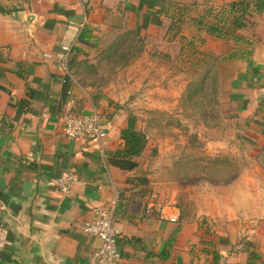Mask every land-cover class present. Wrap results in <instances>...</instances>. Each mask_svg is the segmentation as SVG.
Instances as JSON below:
<instances>
[{
    "label": "crops",
    "instance_id": "obj_1",
    "mask_svg": "<svg viewBox=\"0 0 264 264\" xmlns=\"http://www.w3.org/2000/svg\"><path fill=\"white\" fill-rule=\"evenodd\" d=\"M241 1L252 2L246 27L228 47L194 21L203 6ZM255 1L0 0V218L10 241L0 264H97L101 241L85 224L116 195L123 264H264V191L251 186L256 175L264 186V10ZM190 33L215 45L214 53L227 52L226 91L235 110L228 137H213L204 154L247 161L239 172H219L228 180L212 186L179 180L178 170L181 177L187 170L173 152L163 183L147 150L132 159L134 168L116 157L122 131L141 128L140 114L174 105L166 92L164 103L142 109L136 78L156 71L141 74V66L176 60L178 45L186 61L180 42ZM127 34L142 37L141 51L129 56L127 47V59L116 58ZM95 110L108 131L101 146L65 135L67 117ZM200 170L191 176L203 177ZM67 171L79 182L63 194L50 182Z\"/></svg>",
    "mask_w": 264,
    "mask_h": 264
},
{
    "label": "rangeland",
    "instance_id": "obj_2",
    "mask_svg": "<svg viewBox=\"0 0 264 264\" xmlns=\"http://www.w3.org/2000/svg\"><path fill=\"white\" fill-rule=\"evenodd\" d=\"M222 7L224 6L218 8ZM210 8L212 7L203 6L197 13L198 16H202L194 19L196 25L203 17L204 22H209V19L211 21L210 15L208 16L210 18L205 17ZM196 12L192 9L189 15L196 17ZM188 19L191 25L193 18L188 17ZM175 23V18H172L171 26ZM171 33L168 31L166 38L171 39ZM175 35L174 39L179 41V34ZM200 39L197 40L192 33L189 34L188 39L182 37L180 43L183 45V54L181 53V55L186 56V61L183 59L181 62L178 45V48L173 51L176 60L168 62L166 58L160 57L155 64L149 67L143 68L141 66V74L154 68L156 72L152 78L148 77L145 81L142 77L136 78V86L139 87L138 92L143 110H146L145 107L153 103H164L163 101L167 98L166 92L172 94V104L174 105L170 107L169 111L151 109L139 116L142 119L139 130L146 134L149 143L145 158L148 160L150 156L157 157V163L154 165L158 171L157 179L162 183L164 182V160L168 158L171 152L175 156L183 157V166L187 170L182 177L180 170H178L177 178L205 186L220 184V181L228 180L227 177L217 176L219 172L232 167L239 172L247 164L244 156H242L243 158L238 156L237 162L234 163L230 161L228 156L217 158L204 154L206 153L204 148L208 142L212 141L213 137L217 139L228 137V120L235 115V110L229 104L228 92L226 91L229 84L224 65L229 60L227 52L214 53L216 52L213 49L215 45L212 46V43L206 39H201V41ZM142 41V37L138 39L137 36L127 34L118 41L120 48L115 50L116 58L124 59L129 53V56L138 54L141 51ZM203 41L204 43H201ZM224 44L226 47L229 45L227 42ZM127 47H131L129 53L125 52ZM112 60L114 61V59ZM109 67L113 68L114 65L110 63ZM146 89L148 92L145 91ZM146 94L151 98L147 99ZM130 101L125 104L130 103ZM214 127L219 128L214 130ZM200 169H203V177L191 176L194 172H200ZM174 178L175 176H173ZM196 179H204V182L193 181ZM262 183L261 177L256 175L251 186L257 190L261 187L264 191ZM217 195L223 196L224 194L219 192Z\"/></svg>",
    "mask_w": 264,
    "mask_h": 264
},
{
    "label": "built area",
    "instance_id": "obj_3",
    "mask_svg": "<svg viewBox=\"0 0 264 264\" xmlns=\"http://www.w3.org/2000/svg\"><path fill=\"white\" fill-rule=\"evenodd\" d=\"M65 135L69 139L90 138L101 146L102 141L108 136V131L102 122L100 113L95 110L90 115L67 117ZM78 182V175L67 171L53 179L50 185L59 192L67 194ZM117 205L118 196L116 195L108 204L97 207L93 218L85 224V232L101 241V246L95 254L97 264H123L117 231L114 227ZM178 219L177 215L170 218L172 222H177ZM8 235L9 230L0 218V250L10 245Z\"/></svg>",
    "mask_w": 264,
    "mask_h": 264
},
{
    "label": "trees",
    "instance_id": "obj_4",
    "mask_svg": "<svg viewBox=\"0 0 264 264\" xmlns=\"http://www.w3.org/2000/svg\"><path fill=\"white\" fill-rule=\"evenodd\" d=\"M254 3L257 11L261 12L264 10V0H256ZM251 4L252 2L250 1H241L232 2L228 7L210 8L205 17L210 15L212 22L210 19L209 22H204L203 17L199 21L198 26L217 39L226 41L228 38H233L236 40L238 39L237 32L246 27L247 15ZM222 19L223 22H221ZM121 138L124 140L125 146L123 150L116 153V157L124 159V167L134 168L137 165L132 164L131 161L144 155L148 147V138L144 132L134 129L123 130Z\"/></svg>",
    "mask_w": 264,
    "mask_h": 264
}]
</instances>
